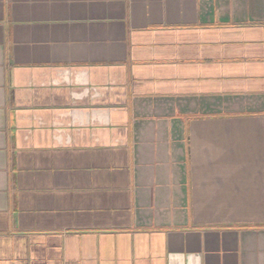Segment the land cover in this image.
Returning <instances> with one entry per match:
<instances>
[{
  "label": "crops",
  "instance_id": "0c3cea01",
  "mask_svg": "<svg viewBox=\"0 0 264 264\" xmlns=\"http://www.w3.org/2000/svg\"><path fill=\"white\" fill-rule=\"evenodd\" d=\"M0 264H264V0H0Z\"/></svg>",
  "mask_w": 264,
  "mask_h": 264
}]
</instances>
